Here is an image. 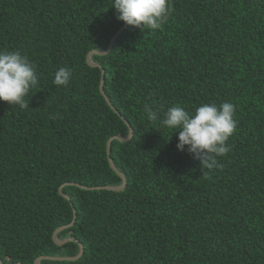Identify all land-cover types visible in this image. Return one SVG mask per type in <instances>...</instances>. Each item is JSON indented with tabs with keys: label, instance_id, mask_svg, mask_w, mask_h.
<instances>
[{
	"label": "trees",
	"instance_id": "obj_1",
	"mask_svg": "<svg viewBox=\"0 0 264 264\" xmlns=\"http://www.w3.org/2000/svg\"><path fill=\"white\" fill-rule=\"evenodd\" d=\"M111 2L0 0V50L26 54L39 81L29 107L0 101L3 264L80 243L77 260L41 264H264V0H170L162 30L127 25L93 66L124 24ZM60 67L67 87L53 83ZM213 102L235 105L237 127L204 174L143 107ZM129 125L111 141L127 184L107 189L123 183L108 142ZM74 216L58 234L74 240L56 244Z\"/></svg>",
	"mask_w": 264,
	"mask_h": 264
},
{
	"label": "clouds",
	"instance_id": "obj_2",
	"mask_svg": "<svg viewBox=\"0 0 264 264\" xmlns=\"http://www.w3.org/2000/svg\"><path fill=\"white\" fill-rule=\"evenodd\" d=\"M111 7L116 10L119 21L140 28L141 31L150 30L153 33L163 29L171 11L170 0H112ZM72 78L73 71L70 67H60L55 71L53 83L58 87H67ZM38 83L37 66L26 54L20 50H0V101L19 106L21 109L27 108L29 101L26 97L31 89L38 86ZM110 105L125 120L116 107L112 103ZM143 110L149 121L158 122L160 127L167 128L171 133L178 131L177 150L181 152L186 150L193 159L198 160L201 168L206 170L204 174L222 169L223 165L219 158L226 156L232 150V146L227 142L237 127L233 103L223 102L219 105L214 102L202 103L194 111L177 104L167 108L162 116L154 109L152 103H145ZM58 234L57 239L60 241L71 237L60 239ZM57 256L66 255L50 257ZM0 260L3 264L1 257ZM15 263L23 262L10 264Z\"/></svg>",
	"mask_w": 264,
	"mask_h": 264
},
{
	"label": "water",
	"instance_id": "obj_3",
	"mask_svg": "<svg viewBox=\"0 0 264 264\" xmlns=\"http://www.w3.org/2000/svg\"><path fill=\"white\" fill-rule=\"evenodd\" d=\"M126 26H127V24L126 23H124V25L121 27V29L112 37V39H111V41H110V44H109V47H108V49L106 50V51H100V50H92L91 52H89V54H88V62L91 64V65H93V66H101V65H99L98 63H94V62H92V60H91V57H92V55H94V54H107V53H109L110 52V50L112 49V46H113V43H114V41H115V39L117 38V36L126 28ZM104 81H105V71H103V73H102V78H101V82H100V90H101V92H102V94H103V96L105 97V99L109 102V100H108V97H107V95H106V93H105V91H104V87H103V85H104ZM130 127V133H129V136L127 137V138H119V137H112V138H110V140H109V142H108V157H109V162H110V164H111V166H112V168L123 178V183H122V185L121 186H118V187H110V186H104L105 188H111V189H122L123 187H125L126 186V184H127V181H126V177L117 169V167L115 166V164H114V162H113V160H112V158H111V156H110V154H111V141L113 140V139H115V138H118V139H120V140H122V141H126V140H128V139H130L132 136H133V128L131 127V126H129ZM62 188V187H61ZM84 188H87V187H84ZM91 188H94V187H91ZM74 213H75V215H76V211H75V209H74ZM74 221H75V216H74V219H73V222L72 223H70V224H68V225H65V226H61V227H59V228H57L55 231H54V234H53V238H54V241L57 243V244H63V243H65L66 241H69V240H74L73 238H67L66 240H64V241H60L59 239H57V234H58V232H60V231H62V230H64L65 228H68V227H71L73 224H74ZM83 252H84V247H83V245L80 243V250H79V252L76 254V255H74V256H57V257H50V256H41V257H38L36 260H35V263L34 264H40V261L42 260V259H54V260H77L78 258H80L81 256H82V254H83ZM0 264H2L1 263V260H0ZM15 264H23V263H15Z\"/></svg>",
	"mask_w": 264,
	"mask_h": 264
},
{
	"label": "rangeland",
	"instance_id": "obj_4",
	"mask_svg": "<svg viewBox=\"0 0 264 264\" xmlns=\"http://www.w3.org/2000/svg\"><path fill=\"white\" fill-rule=\"evenodd\" d=\"M118 37V36H117ZM79 252V251H78Z\"/></svg>",
	"mask_w": 264,
	"mask_h": 264
}]
</instances>
